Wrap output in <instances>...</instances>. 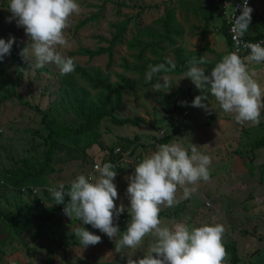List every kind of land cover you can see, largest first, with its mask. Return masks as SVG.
I'll list each match as a JSON object with an SVG mask.
<instances>
[{
	"label": "rangeland",
	"instance_id": "374dc122",
	"mask_svg": "<svg viewBox=\"0 0 264 264\" xmlns=\"http://www.w3.org/2000/svg\"><path fill=\"white\" fill-rule=\"evenodd\" d=\"M78 3L80 12L70 17V27L65 30L71 47L59 50L84 68H101L113 83L119 80L118 75L121 74L126 75L130 82L135 81L137 91L123 92L121 108L114 116L141 117L146 122L136 127L119 128L106 119L101 128L103 146H95L89 152L86 163L77 160L75 154L64 147L55 158L56 173L47 177L48 186L33 187L32 193H18L5 188L4 177L14 174L20 167L19 162L42 151L47 132L43 128V112L38 110L48 111L51 104L58 100L61 85L60 70L55 63L33 69L32 62L22 58L25 68L19 73L12 55H6L0 61V210L16 213L19 205L30 204L36 197L41 199V209L53 207L55 200L48 191L50 187L58 188L63 183L67 190L78 175L97 177L98 174L93 171L94 163L105 162L102 159L109 156L112 148H118L124 139H141L137 153H141L143 159L157 149L159 139L171 133V129L166 132V125L176 123V117H168L166 112L174 113L176 108L183 107L189 112L188 117H183V127L171 142L176 141L185 149H189L191 144L200 147L199 150L211 158L210 180L198 181L193 186L196 191L190 199H184L182 189L178 188L179 203L172 208L161 207V212L166 214L161 218L163 224L170 225L173 221H186L195 227L206 223L222 224L225 228L223 242L236 245L240 264H264V149L256 148V142L264 138V108L261 109L258 125L237 123L234 114L223 112L210 91L201 93L185 75L166 74L170 86L156 92L152 85L165 75L156 74L150 83H145L146 73L141 76L134 71H126L124 67L125 64L129 67L141 65L137 56L148 45L152 48L148 47L144 53L145 60L155 59L151 49L156 48L173 62L176 49L183 47L188 54L195 52V58L205 56L207 62L216 64L221 56L229 52L221 28L224 14L216 18L207 33L203 34L204 23L198 7L205 5L204 0H78ZM263 6L264 0L255 1L256 12L260 13ZM7 8L8 0H0V39L7 42L14 37L12 48L22 50L28 37L23 27H17L15 20L8 22L12 14ZM168 10L174 13L183 35L182 38H175L174 46L162 42L160 50L155 44L158 39L145 35V32L161 34ZM128 20L130 23L124 43L116 48L110 69H107L108 55L90 59L79 54L83 49L107 47L116 32L115 26ZM137 38L140 46L134 47L131 43ZM207 48L213 52H208ZM198 66L206 73L210 72L207 65ZM248 68L250 72L255 71L254 79L264 89V61L251 62ZM79 84L86 85L80 81ZM198 95L208 97L206 103L213 112L209 114L202 108L191 106ZM63 118L70 122L74 120V114L67 113ZM123 162L116 168L114 183L119 199L114 203L117 207L123 204L125 212L129 213L131 205L127 196V178L134 174L138 163L128 158ZM67 199L70 198L66 196L65 201ZM65 219L66 222L59 228L51 223L39 225L34 221L30 230L21 234L14 229L8 234L12 226L5 223L3 228V220L0 219V264H127L129 256L134 260L144 258L153 239L146 236L136 249L125 248L122 253H116L115 241L98 229L82 222L77 226L76 218L72 220L65 216ZM130 221L121 216L114 218V224L119 226L121 233L126 232ZM79 227L101 236L102 242L84 248L74 233ZM40 233L44 238L39 239ZM61 243L65 246L60 250ZM229 259L228 254L224 264H229Z\"/></svg>",
	"mask_w": 264,
	"mask_h": 264
},
{
	"label": "clouds",
	"instance_id": "9594fccd",
	"mask_svg": "<svg viewBox=\"0 0 264 264\" xmlns=\"http://www.w3.org/2000/svg\"><path fill=\"white\" fill-rule=\"evenodd\" d=\"M7 10L12 14L8 22L15 20L17 27H23L28 37L20 56L30 60L33 69L55 63L61 75L75 71L74 58L63 55L59 49L71 47L65 30L70 27V17L80 12L78 0H8ZM252 12L248 0H243L241 15L234 17L232 29L237 37L247 32ZM14 43V37L7 42L0 39V61L11 54ZM246 47L250 54L243 58L238 52L226 54L207 73L198 66L207 63L206 57L193 58L185 76L201 93L210 91L223 112L234 114L237 123L258 125L264 108V89L254 79L256 73L249 71L248 64L264 61V41L249 43ZM175 68L171 60L149 64L145 83H150L154 75L169 73ZM169 86L167 75L152 85L156 92ZM207 99L206 95H198L191 106L210 114L213 110L206 103ZM199 149L194 144L185 149L176 141L162 143L136 165L134 174L127 178L131 221L124 233L114 224V218L123 214L125 207L123 204L117 207L114 203L119 195L114 183L117 171L113 163H96L97 177L81 174L71 181L67 190L61 183L58 188L50 187L48 191L55 204L64 205L65 216L91 225L114 240L116 253H122L125 248L136 249L146 236H151L153 239L144 258L134 260L129 256L127 264H224L227 253L222 224L206 223L195 227L186 221H173L166 225L160 218L162 206L172 208L179 203L178 188L182 189L184 199H190L198 181L210 180L211 158ZM66 196L70 198L67 203ZM74 233L84 248L102 242L101 236L84 227L77 228Z\"/></svg>",
	"mask_w": 264,
	"mask_h": 264
},
{
	"label": "trees",
	"instance_id": "16d2710c",
	"mask_svg": "<svg viewBox=\"0 0 264 264\" xmlns=\"http://www.w3.org/2000/svg\"><path fill=\"white\" fill-rule=\"evenodd\" d=\"M255 0H253L254 4ZM205 5L198 7L200 16L204 23L203 34L207 33L209 25L223 14L224 0H204ZM254 8V6H253ZM252 8V9H253ZM130 20L116 25V32L112 38L108 41L107 47H100L99 49H83L79 54L87 56L90 59L108 55L109 63L107 69H110L114 62V55L116 48L124 43V36L129 27ZM164 30L161 34H153L150 31L145 32V35L158 39L155 41L157 46L162 47V42L175 45V38H182V31L177 25L175 15L172 11L168 10L166 18L163 20ZM225 23L223 27H225ZM226 42L229 47V53L232 52V41L227 31L224 32ZM246 37L251 40H260L264 38V16L261 14H254L252 12L251 24L246 32ZM132 46H140V41L137 38L131 43ZM152 48V45H148L141 49V53L137 56V59L142 63L139 66L129 67L125 64V70H131L139 75H144L147 71L148 65H157L164 63L166 60L163 52H159L156 48L151 49L155 59H144V53ZM162 49V48H161ZM160 49V50H161ZM207 51L213 52L212 49L207 48ZM21 50L19 48H12L11 55L13 61L21 73L24 67V61L20 56ZM250 53H247V55ZM246 55V56H247ZM223 56L219 58L222 59ZM245 57V56H244ZM195 58V52L190 54L186 53V49L178 47L175 51V57L173 63L176 65L174 71L169 73L159 74H174L185 75L188 70L189 62ZM243 58V57H242ZM75 71L67 74L60 75V93L58 100H55L48 111L37 110L42 113L43 128L47 132L43 138L42 151L34 157H29L19 162L20 167L17 168L12 175L4 177L5 188L21 191H29L32 193L33 187L43 186L48 182V175L56 173L55 158L58 153L65 147L75 154L77 160L80 162H87L89 152L95 147L102 148V125L105 120H110L114 126L123 128L125 126H139L145 124V119L141 117L136 118H117L114 113L121 108L122 94L127 90L137 91L138 84L130 82L126 75H118L119 80L117 82H111L109 75L98 67L84 68L77 62H75ZM210 68L215 67V64L207 62L205 63ZM249 65V64H248ZM129 72V71H128ZM79 81L85 83L83 86L79 84ZM142 84L140 83L139 86ZM189 98V95L187 96ZM187 97L184 101L187 100ZM177 99H179L177 97ZM67 113L74 114V120L67 121L63 117ZM167 116H175L176 123L174 125H166L167 133L163 139L156 141L159 144L170 143L173 140L175 134H177L183 127V117H188V111L183 107L176 108L174 113L166 112ZM158 128V127H156ZM155 128V129H156ZM164 128V127H163ZM165 129V128H164ZM165 134V133H164ZM125 143V144H124ZM142 141L139 137H135L132 140L124 139L118 148H112L109 151V156L102 160L105 162H112L116 165V168L122 165L125 158L136 161L137 163L142 161V155L137 153ZM256 148L264 149V138L256 142ZM117 149H119L118 152ZM122 162V163H121ZM95 164V163H94ZM116 168L114 170H116ZM48 186V184H46ZM35 197V196H34ZM40 198L31 200L30 204L19 205L16 209V213L4 212L0 210L1 226L8 223L14 229L17 234H21L25 230H30L32 223L45 224L51 223L54 226L62 227L66 222L65 215L63 214L64 205L55 204L53 207H47L41 209ZM69 199L65 201L67 203ZM32 206V207H31ZM33 208V209H32ZM41 209V210H40ZM122 218L131 219L129 213L124 212L120 215ZM166 217L164 212H160V218ZM37 222V223H36ZM81 225V221H77V226ZM76 228V226H74ZM4 228V227H3ZM40 232V231H39ZM44 238L42 233L39 234V239ZM76 244H78L75 241ZM227 255H230L229 264H240L239 251L235 244L223 242ZM64 243H61L60 250L64 247Z\"/></svg>",
	"mask_w": 264,
	"mask_h": 264
},
{
	"label": "built area",
	"instance_id": "2783aa9c",
	"mask_svg": "<svg viewBox=\"0 0 264 264\" xmlns=\"http://www.w3.org/2000/svg\"><path fill=\"white\" fill-rule=\"evenodd\" d=\"M226 4H231L232 7L226 8L225 7ZM242 5H243V0L239 1V2H232L230 0H224L223 14L225 17L226 30H227L228 34L230 35L231 41H232V52H238V54L241 57H244L247 55V53H250V50L246 47L247 44L262 42V41H264V38H262L260 40H251V39H248L246 37V33L242 37H237L236 34L232 31L233 25L235 23L234 17L241 15ZM248 6L250 8H253V0H248ZM118 151H119V149H117L116 152H118ZM108 162H110V161H108ZM103 163H106V162H101L100 164L103 165ZM95 164H94V166H95ZM94 166H93V171L95 172Z\"/></svg>",
	"mask_w": 264,
	"mask_h": 264
},
{
	"label": "crops",
	"instance_id": "0c3cea01",
	"mask_svg": "<svg viewBox=\"0 0 264 264\" xmlns=\"http://www.w3.org/2000/svg\"><path fill=\"white\" fill-rule=\"evenodd\" d=\"M230 1H232V0H230ZM239 1H240V0H236V1H232V2H239ZM241 1H242V0H241ZM255 1H256V0H255ZM253 6H254V8H253V13H254V14H259V15L261 14L262 16H264V12H263V11H264V6H263V8L260 10V13H258V12L255 11V2H254V4H253ZM222 21H223V24H224V23H225L224 18L222 19ZM221 28H223V32H222V34H223V36L225 37V35H224L225 33H224V32L227 31V30H226V26L223 27V25H222ZM225 39H226V37H225Z\"/></svg>",
	"mask_w": 264,
	"mask_h": 264
}]
</instances>
